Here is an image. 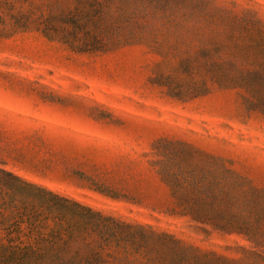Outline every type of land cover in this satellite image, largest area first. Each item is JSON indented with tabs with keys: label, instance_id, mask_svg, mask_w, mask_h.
<instances>
[{
	"label": "trees",
	"instance_id": "trees-1",
	"mask_svg": "<svg viewBox=\"0 0 264 264\" xmlns=\"http://www.w3.org/2000/svg\"><path fill=\"white\" fill-rule=\"evenodd\" d=\"M11 15L14 22L2 20L6 36L35 27L78 53L142 45L160 57L153 79L168 95L234 88L248 111L264 112V21L254 9L217 0H54L39 13ZM154 148L171 212L241 236L240 255L94 208L0 163V264H264V187L189 142L162 137ZM193 150L207 161L194 163Z\"/></svg>",
	"mask_w": 264,
	"mask_h": 264
},
{
	"label": "rangeland",
	"instance_id": "rangeland-1",
	"mask_svg": "<svg viewBox=\"0 0 264 264\" xmlns=\"http://www.w3.org/2000/svg\"><path fill=\"white\" fill-rule=\"evenodd\" d=\"M4 1L2 20L12 23L11 14L39 13L54 0ZM217 1L254 9L264 21V0ZM2 20L0 163L94 208L240 255L241 236L205 231L171 212L154 144L162 137L189 142L264 187V112L248 111L234 88L213 86L186 100L168 95L153 79L160 57L142 45L78 53L35 27L6 36ZM207 159L193 153L194 163Z\"/></svg>",
	"mask_w": 264,
	"mask_h": 264
}]
</instances>
